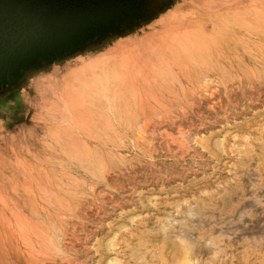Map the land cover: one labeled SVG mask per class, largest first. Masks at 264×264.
I'll return each instance as SVG.
<instances>
[{"label":"rangeland","instance_id":"1","mask_svg":"<svg viewBox=\"0 0 264 264\" xmlns=\"http://www.w3.org/2000/svg\"><path fill=\"white\" fill-rule=\"evenodd\" d=\"M0 264H264V0H0Z\"/></svg>","mask_w":264,"mask_h":264},{"label":"bare ground","instance_id":"2","mask_svg":"<svg viewBox=\"0 0 264 264\" xmlns=\"http://www.w3.org/2000/svg\"><path fill=\"white\" fill-rule=\"evenodd\" d=\"M171 12H172V10H171ZM217 24H218V23H217ZM222 27H223V26H222ZM223 28H224V27H223ZM217 29H218V28H217ZM220 32H221V31H220ZM198 33H199V32H198ZM198 33H197L196 35H199ZM219 34H220V33H219ZM183 35H187V34H183ZM201 35H202V34L199 35V38L201 37ZM149 37H150V36H148V39H149ZM157 37H158V36H157ZM195 37H196V36H195ZM150 39H151V38H150ZM150 39H149V40H150ZM189 39H190V38H189ZM189 39H188V42H190V40H191V39H190V40H189ZM195 39H196V38H195ZM201 39H203V38H201ZM197 40H198V39H197ZM152 41H153V40H152ZM200 41H201V40H200ZM130 42H132V41H130ZM147 42H149V41H148V40H146V41L144 40V43H145V44H146ZM191 42H192V40H191ZM193 42H194V41H193ZM195 42H196V40H195ZM132 43H133V42H132ZM134 43H135V42H134ZM134 43H133V45H134ZM153 43H154V42H153ZM128 44H129V43H128ZM135 44H136V43H135ZM130 45H132V44L130 43ZM133 45H132V46H133ZM141 45H142V44H141ZM148 45H149V44H148ZM190 45H191V44H190ZM193 45H194V44H193ZM127 46H128V45H127ZM134 46H135V45H134ZM142 46H143V47H142ZM142 46H141V47L144 48V50H143V49L141 50V48H140V50H141L142 52H146L145 50H146V46H147V45H146V46L142 45ZM149 46H150V45H149ZM149 46L147 47V48H148L147 51H148V53L151 55L152 51H150V50H152V47H153V46H152V44H151L150 49H149ZM204 46H205V45H204ZM122 47H123V46H122ZM135 47H136V46H135ZM129 48H131V47H129ZM133 48H134V47H133ZM136 48H137V47H136ZM204 48H205V47H204ZM262 48H263V47H262ZM118 49H119V47H118ZM165 49H166V48H165ZM136 50H137V49H135V51H136ZM154 50L157 51L156 48H155ZM166 50H169L168 47H167ZM119 51H120V50H119ZM141 51L139 52V55L142 54ZM170 51H172V50H170ZM132 52H133V51H132ZM136 53H138V51H136ZM171 53H172V52H171ZM174 53H175V52H174ZM128 54H129V52H128ZM133 54H135V53H133ZM133 54H132V55H133ZM146 54H147V53H146ZM153 54H154V53H153ZM123 55H126V53H124ZM143 55H145V54H143ZM150 55H149V56H150ZM119 56H120V54H119ZM119 56H118V57H119ZM145 56H146V55H145ZM152 56H153V55H152ZM170 56H171V55H170ZM175 56H176V55H175ZM177 56H178V55H177ZM126 57H128V56H125V59H126ZM131 57H132V56H131ZM134 57H135V55H134ZM155 57L157 58V55H155L154 58H155ZM112 58H113V56H112ZM121 58H122V57H121ZM140 58H142V57H140ZM147 58H149V57H147ZM156 58H155V59H156ZM165 58H166V56H165ZM179 58H180V57H179ZM191 58H192V57H191ZM119 59H120V58H119ZM166 59H167V58H166ZM172 59H173V58H172ZM122 60H124V58H122ZM137 60H138V59H137ZM142 60H143L144 62H146V63L149 62V61H145V58H143ZM173 60H175V59H173ZM139 61H140V60H139ZM150 61H151V60H150ZM165 61H166V60H165ZM165 61H164V63H165ZM98 62H99V61H97V63H98ZM85 63L87 64L88 62H85ZM85 63H84V64H85ZM89 63H91V62H89ZM100 63H101V61H100ZM118 63H119V62H118ZM150 63H151V62H150ZM166 63H167V61H166ZM166 63H165V65H166ZM247 63H248V62H247ZM86 64H85V66H86ZM93 64H95V61H94ZM90 65H91V64H90ZM90 65H89V67L91 68L92 65H91V66H90ZM98 65H99V64H98ZM100 65H101V64H100ZM161 65H163V63H161ZM94 66H95V65H94ZM86 67H87V66H86ZM92 67H93V66H92ZM98 67H99V66H98ZM163 67H164V65H163ZM90 68H89V69H90ZM94 68H95V67H94ZM161 69H162V68H161ZM167 69H168V68H167ZM79 70L81 71L82 69L79 68ZM93 70H95V69H93ZM163 71H164V70H163ZM244 72L247 73L246 71H244ZM84 73H85V72H84ZM88 73H89V72H88ZM88 73H87V74H88ZM83 75H84V74H83ZM85 75H86V74H85ZM247 76H249V75L247 74ZM225 77H226V76H225ZM163 88L165 89V87H163ZM166 90H167V89H166ZM79 93H81V91H79ZM81 94H82V93H81ZM172 95H173V94H172ZM80 96H81V95H80ZM103 96H104V95H103ZM161 96H162V95H161ZM80 98H81V97H80ZM105 99H106V98H105ZM90 119H92V118H90ZM87 120H88V119H87ZM82 123H83V122H82ZM84 124H85V122H84ZM84 124H82V125H84ZM129 140H130V139H129ZM130 141H131V140H130ZM44 144H45V143H44ZM46 144H47V143H46ZM68 155H69V154H68ZM92 157H93V156H92ZM89 158H90V157H89ZM23 170H24V169H23ZM113 262H115V261L113 260Z\"/></svg>","mask_w":264,"mask_h":264}]
</instances>
